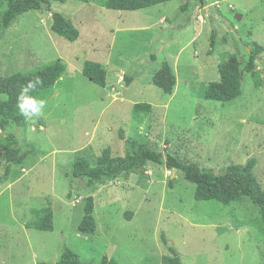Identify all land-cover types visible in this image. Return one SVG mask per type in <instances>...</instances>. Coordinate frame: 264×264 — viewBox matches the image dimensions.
<instances>
[{"label": "rangeland", "instance_id": "374dc122", "mask_svg": "<svg viewBox=\"0 0 264 264\" xmlns=\"http://www.w3.org/2000/svg\"><path fill=\"white\" fill-rule=\"evenodd\" d=\"M104 1L29 11L0 38V76L57 59L67 68L44 118L20 128L0 120V264H57L65 248L82 264H101L104 256L119 264H163L170 253L162 235L182 264H264V224L246 199L197 201L194 184L151 164L93 190L70 175L77 157L94 161L107 147L125 156L122 132L214 174L255 158L264 189V53L255 76L244 71L251 44L264 47V0H206L203 7L172 0L134 11L104 8ZM55 12L80 31L76 42L53 33ZM233 55L242 65L243 94L229 103L207 100L205 86L220 80L219 63ZM86 61L107 70L106 87L83 75ZM165 61L177 77L173 95L152 82ZM125 75L134 77L130 85ZM137 103L153 108L142 122L133 114ZM9 147L32 153L7 165ZM89 197L94 235L78 231ZM47 206L53 231L28 229L32 210Z\"/></svg>", "mask_w": 264, "mask_h": 264}, {"label": "trees", "instance_id": "16d2710c", "mask_svg": "<svg viewBox=\"0 0 264 264\" xmlns=\"http://www.w3.org/2000/svg\"><path fill=\"white\" fill-rule=\"evenodd\" d=\"M71 0H0V38L13 26L15 21L24 13L29 11L50 10L54 3L66 4ZM87 2L88 0H75ZM172 0H105L102 7L117 11H134L153 7L155 5L170 2ZM200 6L206 5V0H198ZM183 8V11L188 9ZM53 23L51 30L56 35L65 38L70 42H76L80 38V31L60 13L52 14ZM211 49L212 55L216 46V31L212 32ZM251 54L248 53V62L244 71L255 76L257 74L256 63L259 56L264 53V47L256 42L250 46ZM155 61V56H151ZM66 64L62 59H57L40 65L26 72H20L8 77L0 76V120L5 127H23L26 121L20 115L17 107V96L20 90L29 80L37 76L44 80V85L32 95L38 99L47 100L54 95L56 85L66 73ZM220 80L209 83L205 86L203 97L209 101L229 103L243 94V69L239 58L235 55L227 58L218 65ZM83 75L92 83L102 88L107 84V70L99 62L86 61L83 66ZM127 85L134 81V77L125 75ZM153 84L165 94L173 95L177 77L173 66L165 61L152 76ZM152 105L147 103L134 104L133 114L142 122L144 114L152 113ZM121 137L126 143L125 156L119 157L113 154L110 147L105 148L101 155L94 161L77 157L71 168L72 180L83 181L85 187L93 190L97 184L105 180H114L120 176H129L138 173L147 165L165 166L173 170L177 175L182 176L186 181L196 186L195 199L197 201H217L228 205L235 201L246 199L257 210L264 224V189L259 183L254 170L257 160L251 158L245 165L231 164L220 173L201 171L193 163L180 160L172 153L164 156L150 144L140 142L135 138L126 139L121 132ZM32 150L23 151L16 147H9L6 150L7 165L21 164ZM9 167H7V174ZM94 199L89 197L86 201L84 216L78 225V231L82 234L94 235L97 224L94 218ZM31 220L26 223L28 229L51 232L54 229L53 209L47 206L42 209L32 210ZM162 241L167 247L170 255L163 258V264H182L179 253L174 247L168 244L164 235ZM57 264H82L79 255L65 248ZM101 264H119L114 259L104 256Z\"/></svg>", "mask_w": 264, "mask_h": 264}, {"label": "clouds", "instance_id": "9594fccd", "mask_svg": "<svg viewBox=\"0 0 264 264\" xmlns=\"http://www.w3.org/2000/svg\"><path fill=\"white\" fill-rule=\"evenodd\" d=\"M43 85L44 80L37 76L35 79L29 80L17 96V107L27 123H35L45 117L47 101L32 95Z\"/></svg>", "mask_w": 264, "mask_h": 264}, {"label": "water", "instance_id": "95a60500", "mask_svg": "<svg viewBox=\"0 0 264 264\" xmlns=\"http://www.w3.org/2000/svg\"><path fill=\"white\" fill-rule=\"evenodd\" d=\"M248 53H249V54H251V51H250V49H248Z\"/></svg>", "mask_w": 264, "mask_h": 264}]
</instances>
